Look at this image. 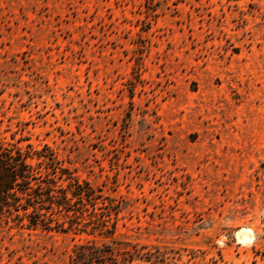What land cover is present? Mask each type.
<instances>
[{
	"label": "rangeland",
	"instance_id": "374dc122",
	"mask_svg": "<svg viewBox=\"0 0 264 264\" xmlns=\"http://www.w3.org/2000/svg\"><path fill=\"white\" fill-rule=\"evenodd\" d=\"M0 142L119 205L111 235L0 226V264H264V0H0Z\"/></svg>",
	"mask_w": 264,
	"mask_h": 264
},
{
	"label": "trees",
	"instance_id": "16d2710c",
	"mask_svg": "<svg viewBox=\"0 0 264 264\" xmlns=\"http://www.w3.org/2000/svg\"><path fill=\"white\" fill-rule=\"evenodd\" d=\"M118 206L73 176L47 145L36 149L31 143L24 148L0 142V226L84 232L89 228L111 235L115 223L110 216L117 214ZM134 256L127 252L118 259L109 245L84 243L73 248L69 264H127Z\"/></svg>",
	"mask_w": 264,
	"mask_h": 264
}]
</instances>
